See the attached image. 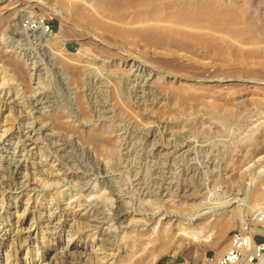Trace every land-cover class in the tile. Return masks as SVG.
Returning a JSON list of instances; mask_svg holds the SVG:
<instances>
[{
	"label": "rangeland",
	"instance_id": "374dc122",
	"mask_svg": "<svg viewBox=\"0 0 264 264\" xmlns=\"http://www.w3.org/2000/svg\"><path fill=\"white\" fill-rule=\"evenodd\" d=\"M41 1L47 5L0 0V193L23 188L34 215L54 212L67 226L42 241L63 231L64 243L70 213L84 207L104 224L95 241L116 253L111 264H143L156 251L152 264H212L230 247V233L244 231L241 222L264 239L260 204H245L252 176L264 170V0H149L115 10L97 0ZM218 12L236 19L216 22ZM27 19L43 20L60 37L55 65L37 32L22 29ZM65 63L88 71L83 79L92 86L64 81L56 65L64 72ZM86 89H98L97 102ZM75 96H85L86 109L71 103ZM118 208L136 220L118 226ZM205 208L212 210L201 215ZM158 223L170 236L156 231L148 240ZM77 230L92 238L86 227ZM54 239L52 256L62 247ZM21 258L10 252L11 264Z\"/></svg>",
	"mask_w": 264,
	"mask_h": 264
},
{
	"label": "bare ground",
	"instance_id": "6f19581e",
	"mask_svg": "<svg viewBox=\"0 0 264 264\" xmlns=\"http://www.w3.org/2000/svg\"><path fill=\"white\" fill-rule=\"evenodd\" d=\"M36 1V3L42 5V6H46L47 4H45L43 1L41 0H34ZM76 1V0H75ZM94 1V0H92ZM139 1H149V0H97L96 3H98V5L101 6H105L108 9L111 10H115V9H120L123 8L131 3H135V2H139ZM199 1V0H198ZM95 2V1H94ZM67 3V2H66ZM69 3V2H68ZM94 5V3H92ZM91 4V5H92ZM206 4V3H205ZM93 7V6H92ZM46 8V7H45ZM91 8V7H90ZM94 8V7H93ZM49 12L50 15H52L53 17H57L59 19H65V11H63L62 9L56 8L55 6H49L48 8H46ZM190 10V9H189ZM91 11V10H90ZM94 11V10H93ZM188 12V11H187ZM210 12V11H209ZM212 12V11H211ZM210 12V13H211ZM189 13V12H188ZM213 13V12H212ZM216 13V11H215ZM234 13V12H233ZM231 13H223V12H218L215 16V21L216 22H224L228 25H232V23L235 21V15ZM237 13V12H236ZM179 16L181 14V11H179ZM190 14V13H189ZM199 14V13H197ZM214 14V13H213ZM239 14V13H238ZM152 15V14H151ZM150 15V16H151ZM186 16V15H185ZM189 16V15H188ZM178 17V16H177ZM103 18V16H102ZM139 18V17H138ZM137 18V19H138ZM179 18V17H178ZM186 18V17H185ZM190 18V17H189ZM188 18V19H189ZM197 18V17H195ZM106 19V18H105ZM191 19V18H190ZM189 19V20H190ZM194 19V18H193ZM191 19V20H193ZM213 19V18H212ZM27 20H31V19H27ZM25 20L21 21L22 23ZM150 21V20H149ZM213 21V20H212ZM40 23L43 22V20H39ZM121 22V21H120ZM137 22V21H136ZM175 22V21H174ZM179 22V21H178ZM215 22V23H216ZM21 23V24H22ZM116 23V22H114ZM182 24V23H181ZM218 24V23H217ZM192 25V24H191ZM216 26V25H215ZM134 27V26H133ZM132 29H137V28H133ZM127 28V27H126ZM128 29V28H127ZM130 29V31L132 30ZM24 30V29H23ZM132 30V32H133ZM175 30V29H174ZM137 31V30H136ZM143 33L148 36V37H157L159 38L161 34L158 33V31H155L154 28H145L144 30L142 29ZM31 32H37V38L41 41L44 42V46L43 49L46 48L48 50H51V54H47L48 58L50 61H52L54 59L55 56V52L57 51V46L59 45V43L61 42L60 37L58 36H53L52 34H49L47 32H45L42 29V26L39 25L38 29L35 31H31ZM135 32V31H134ZM188 33V32H187ZM135 35V34H134ZM140 35V33L138 34ZM136 33V36H138ZM142 35V33H141ZM190 35V34H189ZM188 36V35H187ZM143 37V36H142ZM147 37V38H148ZM140 38V37H139ZM142 39V38H141ZM144 39V38H143ZM152 39V38H149ZM161 39V38H159ZM155 40V38H154ZM167 40V39H166ZM142 41V40H140ZM149 41V40H148ZM157 41V40H156ZM150 42V41H149ZM160 42V40H159ZM63 43V42H62ZM165 43V42H164ZM163 43V44H164ZM149 44V43H148ZM151 44V43H150ZM161 45V44H160ZM147 49V48H146ZM157 49V48H156ZM156 51V50H155ZM45 52V51H44ZM58 56V55H56ZM60 58V57H59ZM137 58V57H136ZM62 61V60H61ZM55 61H52V63H54ZM73 62V60H72ZM82 62V61H81ZM80 62V63H81ZM143 62V61H142ZM146 64V62H144ZM57 64V63H56ZM55 65V63H54ZM82 66V65H81ZM174 67V66H173ZM63 70L64 72H66L67 76L64 74L63 71L60 70V68H58V66L56 65V69H57V74L62 75L63 80L66 82L68 80H70V82H74L77 83L78 81H81L84 77V75L87 77L90 73H85L82 71L81 67L79 66V64H74V65H70V64H63ZM20 69V68H19ZM22 71V70H21ZM166 72V71H165ZM23 73V71H22ZM21 73V74H22ZM151 73V72H150ZM167 73V72H166ZM19 75H21L18 72ZM129 75V74H128ZM24 76V75H23ZM19 77V76H18ZM21 77V76H20ZM26 77V76H25ZM24 78V77H23ZM54 79V78H53ZM87 79V78H86ZM26 80V79H25ZM144 81V80H143ZM69 82V81H68ZM85 83V81H84ZM86 86L91 87L93 82L91 81L90 83L86 82L85 83ZM97 84V83H96ZM139 87V86H138ZM71 90V89H70ZM81 90V89H80ZM98 89H86V91L89 93L90 95V102H97V98L94 96L98 91ZM64 91V90H63ZM85 91V90H84ZM81 92V91H79ZM100 92V91H99ZM86 94V93H85ZM122 95H125V90L123 89L121 92ZM115 96V95H114ZM76 97V96H75ZM71 97L69 100L78 104H82L84 106V101H85V96H77L76 98ZM87 97V96H86ZM124 98V97H123ZM56 99V98H55ZM68 99V98H65ZM116 99V98H115ZM88 100V99H87ZM120 100L122 101V98H120ZM60 102V101H59ZM18 105V104H17ZM83 108V107H82ZM84 108L86 109V106H84ZM99 117V116H97ZM42 118V117H41ZM85 118H91V116L86 113L85 114ZM7 127V126H6ZM65 128V127H64ZM69 129V128H68ZM5 133V132H4ZM6 135V134H5ZM124 136V135H123ZM90 137V136H89ZM126 138V137H125ZM87 138V141L92 143V146L94 147V142H95V138L92 139L94 140V142L92 141L91 137ZM98 139V138H97ZM24 140V139H23ZM99 140V139H98ZM134 141L133 145H134V150L140 146L139 141L137 139H132ZM31 141V140H30ZM84 141V140H83ZM84 141V142H87ZM97 141V140H96ZM101 141V140H100ZM125 141V140H124ZM105 142V141H104ZM26 143V142H25ZM122 143V142H121ZM29 144V142H28ZM72 144V143H71ZM131 144V143H130ZM31 143L28 145L30 146ZM107 145V143H106ZM123 145V144H121ZM23 148V147H22ZM29 148V147H28ZM75 148V147H74ZM77 149V148H76ZM32 150V149H31ZM33 151V150H32ZM86 152L91 156L94 157V153L90 152L89 150H86ZM87 154V155H88ZM89 156V158H90ZM87 157V156H86ZM85 157V158H86ZM262 157V156H261ZM259 158V157H258ZM88 159V158H87ZM92 159V158H91ZM22 160V159H21ZM71 160V159H70ZM89 160V159H88ZM94 160V158H93ZM92 162V161H90ZM94 162V161H93ZM98 162V161H97ZM63 163V162H62ZM36 164V163H35ZM61 164V163H60ZM82 164V163H81ZM36 166V165H35ZM39 167V166H38ZM29 168V167H28ZM57 168V167H56ZM59 168V167H58ZM15 169L17 174H19V176L22 175V172H26V165L25 163H23L22 161H17V163L15 164ZM14 170V169H12ZM40 170V169H39ZM61 170V169H60ZM30 171V170H29ZM42 171V170H41ZM66 171V170H65ZM28 172V171H27ZM44 172V170L42 171ZM62 172V171H61ZM29 173V172H28ZM56 173V172H55ZM43 174V173H42ZM41 174V175H42ZM31 175V174H30ZM75 175V174H74ZM33 176V175H32ZM58 176V175H57ZM56 176V177H57ZM67 176V175H66ZM23 179H25L27 181V176H21ZM31 177V176H30ZM48 177V176H47ZM65 177V176H64ZM103 177V176H102ZM105 177V176H104ZM51 178V177H50ZM58 178V177H57ZM17 180V179H16ZM48 180V179H47ZM264 180V170L261 171H257L254 173V175L252 176V184H249V186L246 189V194L249 195V198H247L248 200L245 201V204H262L264 203V193L261 192L260 187L259 190L257 189V186L261 185V181ZM18 181V180H17ZM31 186H36L37 185V181L36 180H31L29 181ZM46 184V183H45ZM21 185V184H20ZM101 186V185H100ZM3 188V187H2ZM14 188V187H13ZM5 189V188H4ZM27 189V187L25 188ZM29 189V186H28ZM38 189V188H37ZM30 190V189H29ZM32 190V189H31ZM2 191V189L0 190ZM9 191V190H8ZM1 192L0 193V264H11L10 263V252L14 251L15 253L20 254V256H22L21 261L19 264H111L109 263L112 258L114 257V253L112 252V250L110 249H106L103 245V241H101V239H97V241H95V238L100 236V238H104V234L101 235V233H99L100 229L102 228V226L104 224H102L103 222H99L97 221V219H92L89 215V210L88 208L84 207L82 209H76L73 210L71 214V221L72 223L68 224V228L69 231L66 230L67 232V237H66V241L63 243V241H61L62 236H63V231H59V233L55 235V233L51 234L50 238H46L45 241L43 242V236L45 234V232L50 231L49 229H55L57 230L58 227L63 228L66 225L62 224L61 226H59V223H56V218L55 215H53V213H49V212H45L44 210L39 211L36 215L33 214V212L29 209V202H30V198L28 197L27 194H25V192L23 191V188H15L12 191L9 192ZM30 192V191H28ZM37 192V191H36ZM33 195V194H32ZM179 197V196H178ZM5 200L7 202H5ZM77 200V199H76ZM33 202V201H32ZM116 202V201H115ZM31 203V202H30ZM65 203V202H64ZM53 204V203H52ZM59 204V202H58ZM244 202L241 203V205H243ZM83 205V204H82ZM75 206V205H74ZM119 206V205H118ZM250 206V205H249ZM37 207V206H36ZM92 207V205H91ZM94 207V206H93ZM123 207V206H122ZM247 207V206H246ZM254 207V206H253ZM60 208V207H59ZM63 208V207H61ZM79 208V207H77ZM39 209V208H38ZM50 209V208H48ZM96 209V208H95ZM115 209V208H114ZM36 210V208H35ZM146 210V209H145ZM211 208H205L202 214L205 213H210L211 212ZM62 211V210H61ZM82 212L83 214H85V217L82 215V217L84 219H82V222L79 221V212ZM103 211V210H102ZM134 211V210H133ZM132 211V212H133ZM232 211H236L239 215L240 211V206L237 205L236 207L233 208ZM80 212V213H81ZM113 212V211H112ZM129 211H120L119 208L114 212V217H115V222L116 224L119 226L123 223H130L136 220L135 217L133 216H128L127 213ZM69 213V212H68ZM96 213V212H95ZM105 215V214H104ZM58 216V215H57ZM241 216V215H239ZM4 217L6 218V220H4ZM60 217V216H58ZM65 217V216H64ZM62 218V217H61ZM67 219V217H66ZM110 219V217H109ZM68 220V219H67ZM70 221V220H69ZM103 221V220H102ZM79 226H84L87 228V231L89 233H91V239H88V237H90L88 234L86 235H81L78 232V227ZM123 226V225H122ZM219 226V225H218ZM67 227V226H66ZM241 227L244 229V231H247L248 233H250V235H254L257 233H261V231L257 230L254 227H249L247 226V224L245 222H241ZM67 228V229H68ZM118 228V227H117ZM155 230H153L152 232H149V235H147V239L151 240V238L154 236V232H156L155 234H157V236L159 235L160 237H163L164 239L168 238L171 234V228H164V224H157L156 227H154ZM201 228V227H200ZM121 229V227H120ZM126 229V228H125ZM65 230V228H64ZM103 232L105 233L106 231L104 229H102ZM58 232V231H57ZM50 233V232H49ZM220 233V232H219ZM66 234V233H65ZM107 235V234H106ZM112 235V234H111ZM222 235V234H221ZM52 236H54V238L56 237L57 241L56 243L58 244V246H62L59 248L58 252H54V255H48V250H50V246L55 247L54 245H56L55 243L53 244V242L55 241L54 238H52ZM96 236V237H95ZM116 236V235H115ZM49 237V236H48ZM115 238V237H114ZM139 238V237H137ZM52 240V243H51ZM112 240V238H111ZM117 241V240H115ZM139 241V240H138ZM113 242V241H111ZM134 242V241H133ZM109 243V242H108ZM148 245V243L146 244ZM107 246V245H106ZM116 246V244H115ZM112 248V247H111ZM120 248V247H119ZM55 250V249H54ZM53 251V250H52ZM133 251V250H132ZM161 251H156L151 253V255L148 256V258H146L143 261V264H152L154 259H157V256L160 255ZM14 254V253H13ZM53 254V253H52ZM116 255V253H115ZM221 254L218 255V259L221 258ZM15 257V254H14ZM116 257V256H115ZM114 259V258H113ZM126 261V260H125ZM15 262V261H14ZM19 262V261H18ZM120 264H129L127 262H121ZM238 264H250L245 260L240 261ZM259 264H264V256H262L259 260Z\"/></svg>",
	"mask_w": 264,
	"mask_h": 264
},
{
	"label": "built area",
	"instance_id": "2783aa9c",
	"mask_svg": "<svg viewBox=\"0 0 264 264\" xmlns=\"http://www.w3.org/2000/svg\"><path fill=\"white\" fill-rule=\"evenodd\" d=\"M39 25L47 32L50 31L49 27L44 22L40 23L39 20H25L21 27L26 31H35ZM260 190L264 193V184L260 186ZM257 211L258 221L264 220V203L260 204ZM262 234L250 235L247 231L241 229L233 230L230 233V247L227 251L212 264H238L240 261L245 260L250 264L259 262L260 258L264 256V239L258 241V237Z\"/></svg>",
	"mask_w": 264,
	"mask_h": 264
},
{
	"label": "trees",
	"instance_id": "16d2710c",
	"mask_svg": "<svg viewBox=\"0 0 264 264\" xmlns=\"http://www.w3.org/2000/svg\"><path fill=\"white\" fill-rule=\"evenodd\" d=\"M262 239H258V241H261ZM158 264H162V262H159Z\"/></svg>",
	"mask_w": 264,
	"mask_h": 264
}]
</instances>
